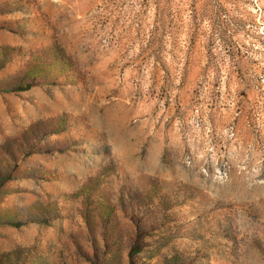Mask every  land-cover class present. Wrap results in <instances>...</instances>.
<instances>
[{"label":"rangeland","instance_id":"obj_1","mask_svg":"<svg viewBox=\"0 0 264 264\" xmlns=\"http://www.w3.org/2000/svg\"><path fill=\"white\" fill-rule=\"evenodd\" d=\"M0 264H264V0H0Z\"/></svg>","mask_w":264,"mask_h":264}]
</instances>
